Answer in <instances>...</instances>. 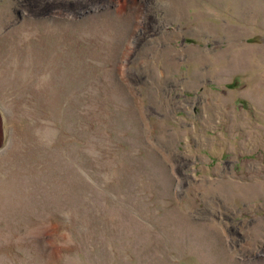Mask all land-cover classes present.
Masks as SVG:
<instances>
[{
	"label": "rangeland",
	"instance_id": "374dc122",
	"mask_svg": "<svg viewBox=\"0 0 264 264\" xmlns=\"http://www.w3.org/2000/svg\"><path fill=\"white\" fill-rule=\"evenodd\" d=\"M0 264H264V0H0Z\"/></svg>",
	"mask_w": 264,
	"mask_h": 264
},
{
	"label": "bare ground",
	"instance_id": "6f19581e",
	"mask_svg": "<svg viewBox=\"0 0 264 264\" xmlns=\"http://www.w3.org/2000/svg\"><path fill=\"white\" fill-rule=\"evenodd\" d=\"M173 3V2H172ZM175 4V3H174ZM171 5V4H170ZM172 6V5H171ZM178 11H179V9H178ZM180 12V11H179Z\"/></svg>",
	"mask_w": 264,
	"mask_h": 264
},
{
	"label": "crops",
	"instance_id": "0c3cea01",
	"mask_svg": "<svg viewBox=\"0 0 264 264\" xmlns=\"http://www.w3.org/2000/svg\"><path fill=\"white\" fill-rule=\"evenodd\" d=\"M5 21H8V20H5Z\"/></svg>",
	"mask_w": 264,
	"mask_h": 264
}]
</instances>
